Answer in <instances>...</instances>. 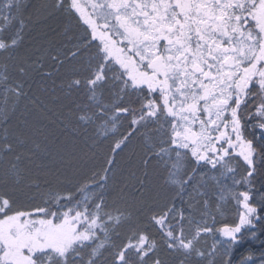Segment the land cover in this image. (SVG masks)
Masks as SVG:
<instances>
[{
  "label": "snow or ice",
  "instance_id": "6c2138e0",
  "mask_svg": "<svg viewBox=\"0 0 264 264\" xmlns=\"http://www.w3.org/2000/svg\"><path fill=\"white\" fill-rule=\"evenodd\" d=\"M46 11L68 21L55 51L25 44L26 0H0V183L39 187L23 167L37 152L11 114L35 76H53L49 61L78 98L79 126L107 136L127 122L114 153L142 139V175L129 186L109 160L31 210L0 190V264H256L250 248L234 261L245 241L264 264V0H53ZM229 202L233 220L217 226Z\"/></svg>",
  "mask_w": 264,
  "mask_h": 264
},
{
  "label": "trees",
  "instance_id": "16d2710c",
  "mask_svg": "<svg viewBox=\"0 0 264 264\" xmlns=\"http://www.w3.org/2000/svg\"><path fill=\"white\" fill-rule=\"evenodd\" d=\"M52 2L53 0H26L32 21L25 44L31 45L33 50L42 47L55 51L62 43L60 33L68 21L59 13L48 15L46 7ZM45 68L52 70L53 76L49 79L35 76L26 87L27 97L19 101L15 112L11 114L13 126L25 133L29 146L37 152L32 156L34 163L25 159L23 167L26 169L25 176L34 179L39 187L35 184L26 186L30 182L27 180L17 186L10 179L6 184L0 183V190L15 196L25 208L31 210L43 202L44 194L50 189L71 187L69 180L75 182L97 172L103 175L102 170L109 167V160L114 162L112 173L116 179L127 181L131 186L135 182L132 173L142 175V139L135 137L127 148L123 151L117 149L114 153L116 140L126 133L128 123L124 122L119 131L107 136L100 134L96 126H79L75 117L69 114L72 101L78 98L75 95L68 97L67 92L61 90L59 78L54 69H51L50 61ZM32 141L40 145L39 150H36ZM235 208V203L229 202L225 215H216L217 226L222 222L230 223ZM258 214L264 215V209H259ZM207 219L211 224V217ZM259 223L257 221L258 225ZM258 238L264 239V233H258ZM211 243L209 238V246ZM238 247L239 251L234 253V261H239L242 252L250 248L257 254L254 259L259 264V245L245 241L243 246Z\"/></svg>",
  "mask_w": 264,
  "mask_h": 264
}]
</instances>
